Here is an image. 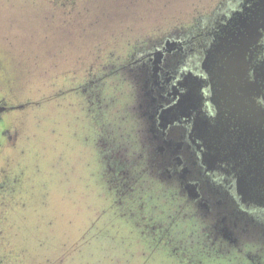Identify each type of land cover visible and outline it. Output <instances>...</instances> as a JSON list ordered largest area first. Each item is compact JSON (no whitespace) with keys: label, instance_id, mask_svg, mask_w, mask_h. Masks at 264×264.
Here are the masks:
<instances>
[{"label":"rangeland","instance_id":"rangeland-1","mask_svg":"<svg viewBox=\"0 0 264 264\" xmlns=\"http://www.w3.org/2000/svg\"><path fill=\"white\" fill-rule=\"evenodd\" d=\"M135 1L136 11L130 14L129 0H0V96L15 106L32 103L0 119V132L9 117L20 128L14 162L7 169L18 173L16 186L23 188L9 197L8 206L26 209L23 223L5 231L14 236L8 250L21 249L54 264H253L255 256L264 264L259 250L264 243L247 231L246 244L236 249L213 236L212 246L202 242L201 247V238L194 243L196 234L208 233L207 224L193 226L186 219L190 208H168L169 195L144 179L145 173L157 176L169 168L167 153L179 141L176 133L165 142L154 140L147 121L161 96L165 112L175 114L170 75L183 61V48L168 51L150 72L145 65L139 72L134 63V69L108 76L141 45L179 34L194 19L197 25L218 0ZM175 11L181 14L171 16ZM93 54L94 68L86 65ZM87 70L108 76L100 99L88 106L67 92ZM97 106L106 116L101 121L94 113ZM104 126L119 149L99 140ZM109 148L112 159L123 165L117 175L111 157L102 155ZM181 152L187 175L195 179L190 154L181 150L172 156ZM104 166L112 171L105 175L99 170ZM118 175L119 182L106 186ZM233 221L238 223L234 230L243 233L242 221ZM146 235H161L167 247L155 248L144 241Z\"/></svg>","mask_w":264,"mask_h":264},{"label":"flooded vegetation","instance_id":"flooded-vegetation-1","mask_svg":"<svg viewBox=\"0 0 264 264\" xmlns=\"http://www.w3.org/2000/svg\"><path fill=\"white\" fill-rule=\"evenodd\" d=\"M243 12L233 11L234 17ZM216 42L207 52L214 48ZM206 54L201 58L199 55L200 59L197 58L195 74L184 75L177 70L170 78L172 103L179 102L180 95L187 91L188 86L195 85L193 91L195 130L192 131V114L179 105L174 115L170 112L167 114L165 112L167 106L162 96L157 102L159 106H153L150 111V114L154 115L151 117L152 120L147 121L151 138L165 142V137L169 138L170 134L176 133L179 134L177 136L179 141L175 148L167 153L169 168L164 169L157 176L145 173L144 179L149 183L148 185L154 184L158 192L169 195L168 199L171 201L168 202V208L174 207L179 211L190 208L192 213L186 216L189 217L186 219L191 221L193 226L200 223L207 224L208 233L202 237L196 234L193 238L194 243L201 238L199 242L201 247L202 242L212 246L213 239L220 238L219 241L225 240L230 244L227 245L229 248L236 249L238 244L245 240L243 238L245 231L256 235L264 243V33L257 48L252 52L246 77L249 83V95L248 99L243 101L244 109L239 113H234L232 108L227 107L224 101L216 98L211 92L210 85L214 83L213 69L202 67ZM204 72H208V76L204 75ZM148 92L146 91L145 94L151 101ZM8 101L7 96H0V119L4 113L25 105L15 106ZM4 126L0 132V264H54L55 260L38 261L34 254L29 255L21 249L8 250L10 248L8 241L14 236L5 234V231L10 226L23 223L26 209L24 206H8L9 197L20 193L23 186H16L19 180L16 176L18 173L13 169L9 171L7 169L8 164L14 162L13 152L18 147L20 128L15 123V119L11 121L10 117ZM98 135L99 140L105 144L110 142L111 145L114 144L113 149L115 147L119 149L105 126L101 130L99 128ZM113 149L105 150L102 155L113 158L111 152ZM147 149L153 154L151 144ZM181 150L190 154L195 179L187 175L188 171L185 168L187 162L183 152L181 156H172ZM110 162L116 170L112 173L117 175L123 165H118L113 159ZM108 167L110 168L109 165ZM107 171L105 170V175ZM118 178L119 175L113 178L111 183L119 182ZM233 219L242 221L243 233L234 230L238 223L236 225ZM13 231L16 232L17 228L10 230ZM162 239L161 235H146L144 241L155 243V248L160 249L159 245L167 247V243H163ZM244 242L242 244L245 245ZM259 250L262 251L260 256L263 257L264 247ZM241 254L249 256L245 253ZM249 257L252 259L251 256ZM260 259L261 257L255 256L252 259V262L255 261L253 264H261Z\"/></svg>","mask_w":264,"mask_h":264},{"label":"trees","instance_id":"trees-1","mask_svg":"<svg viewBox=\"0 0 264 264\" xmlns=\"http://www.w3.org/2000/svg\"><path fill=\"white\" fill-rule=\"evenodd\" d=\"M250 2H251L250 0H218L208 13H206L204 16L200 17L197 20L196 22L197 25H195V19H194L192 23L189 26H187L184 31H181L179 34L173 33L169 36L166 35L160 40H156V41L154 40L155 42L150 43L149 45L148 44L141 45L139 50L132 52L131 55L127 57V61L123 65L113 68L109 72L108 75L109 78L113 77L119 71L121 72L122 70L128 71L130 69H134L136 63L138 64L137 68L139 72H141V70H144L143 68L144 65L146 66L147 72H150V70L153 69L155 62H158V64L162 63L167 52L172 49L175 50L177 47L178 49H181V47L183 48L181 52H183L185 56H183L182 59L183 61L180 63V65H176L177 67L175 66L174 71L179 70V72H182V74L184 75L186 73L195 74V64H197L198 62L197 58L200 59L202 55L207 53V50L211 49L213 43L218 40V37L222 36L224 26L229 22L230 19H233L235 16L233 11H238V12L244 11V9L250 5ZM132 3L133 6L129 7V9L131 13H134L136 11L135 8L137 7V1L129 0L128 4H132ZM161 7H164L163 3L161 4ZM180 14H181L180 11H175L174 13L171 14V16L180 15ZM100 16H103L102 12L100 13ZM106 19L111 20L109 19V16H107ZM155 27L156 26L152 24V28L154 29ZM120 37H122V35ZM100 45L104 49L107 50L111 49V47L107 48L106 45H102V44ZM203 45H205L204 48ZM95 58H97V56L93 54V56L89 58V62L86 61V65L94 68V66L96 65V64L94 65V63L97 60ZM79 61L82 62V58ZM88 71L89 70H87V72L81 71L80 72L81 77H85V78H83V80L77 86L68 87L67 89V92L72 94L74 98H76L77 100L79 99L85 100L86 105L87 102L92 101V99L94 101L95 99L96 100L100 99V96L103 94V91L105 89V84L103 83L104 82L103 77H108L106 75L95 76L92 72H88ZM171 76L173 75H170V78ZM87 96L89 97L91 96L89 100H87ZM102 102L103 100L101 97V103ZM23 104H25L24 106H28L32 103H23ZM94 113L95 115H97L96 116L97 121H101V119L103 120V118L106 117L104 115V110H102L101 113L98 110V106L96 107V111H94ZM111 166H113V164ZM99 170L105 173V170L107 171V168L99 167ZM110 184L111 181L106 186H109Z\"/></svg>","mask_w":264,"mask_h":264},{"label":"water","instance_id":"water-1","mask_svg":"<svg viewBox=\"0 0 264 264\" xmlns=\"http://www.w3.org/2000/svg\"><path fill=\"white\" fill-rule=\"evenodd\" d=\"M243 13L229 20L224 33L218 37L214 48L203 58L202 67L213 69L211 92L234 113L244 109L248 99L247 73L252 52L264 33V0H250ZM103 11V10H102ZM131 14V12H130ZM192 114V131L195 130V95L193 87L180 95L175 104Z\"/></svg>","mask_w":264,"mask_h":264}]
</instances>
